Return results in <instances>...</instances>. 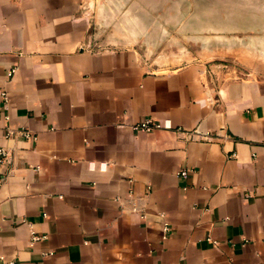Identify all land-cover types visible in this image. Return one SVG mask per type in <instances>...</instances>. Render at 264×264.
Returning <instances> with one entry per match:
<instances>
[{
	"label": "crops",
	"instance_id": "1",
	"mask_svg": "<svg viewBox=\"0 0 264 264\" xmlns=\"http://www.w3.org/2000/svg\"><path fill=\"white\" fill-rule=\"evenodd\" d=\"M98 18L0 0V264H264V35L168 57Z\"/></svg>",
	"mask_w": 264,
	"mask_h": 264
},
{
	"label": "rangeland",
	"instance_id": "2",
	"mask_svg": "<svg viewBox=\"0 0 264 264\" xmlns=\"http://www.w3.org/2000/svg\"><path fill=\"white\" fill-rule=\"evenodd\" d=\"M102 28L113 34L136 33L152 40L155 53L209 47L221 38L260 42L264 33V0H87ZM85 10V7H83ZM96 11V12H95ZM236 29L248 33H215ZM203 41V42H202Z\"/></svg>",
	"mask_w": 264,
	"mask_h": 264
},
{
	"label": "built area",
	"instance_id": "3",
	"mask_svg": "<svg viewBox=\"0 0 264 264\" xmlns=\"http://www.w3.org/2000/svg\"><path fill=\"white\" fill-rule=\"evenodd\" d=\"M15 70L13 69L9 75L12 76L14 74ZM3 101H4V107H7L8 104V95L6 92L2 93ZM158 129H166V130H174L180 137L184 138L188 141H199V142H208L211 141L214 138V135L210 132L207 133H200L198 130L195 131H188L184 128H176L174 129L173 126L169 121H157L152 118L145 119L141 123H138L134 126V130L137 132H143V133H152ZM23 136L27 139L36 140V136L29 130H15L11 127H7V133L6 137H16V136ZM12 161V155L7 149L1 148L0 149V168L8 165ZM189 170H182L180 172V175L183 178H188L189 176ZM5 177V174L0 175V181H3ZM170 231V227L168 224L164 226V232L167 234ZM44 236H39L32 232V244L43 240Z\"/></svg>",
	"mask_w": 264,
	"mask_h": 264
}]
</instances>
